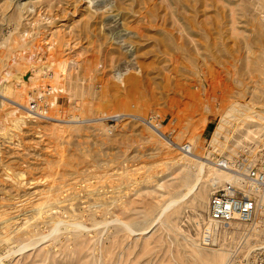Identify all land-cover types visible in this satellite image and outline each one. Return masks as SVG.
<instances>
[{
    "label": "rangeland",
    "instance_id": "obj_1",
    "mask_svg": "<svg viewBox=\"0 0 264 264\" xmlns=\"http://www.w3.org/2000/svg\"><path fill=\"white\" fill-rule=\"evenodd\" d=\"M261 146L264 0H0V264H224Z\"/></svg>",
    "mask_w": 264,
    "mask_h": 264
},
{
    "label": "built area",
    "instance_id": "obj_2",
    "mask_svg": "<svg viewBox=\"0 0 264 264\" xmlns=\"http://www.w3.org/2000/svg\"><path fill=\"white\" fill-rule=\"evenodd\" d=\"M263 147L255 160L241 153L213 161L229 179L212 186L206 202V220L218 227H229L234 221L239 230L224 264H264ZM181 149L187 151L188 147Z\"/></svg>",
    "mask_w": 264,
    "mask_h": 264
},
{
    "label": "bare ground",
    "instance_id": "obj_3",
    "mask_svg": "<svg viewBox=\"0 0 264 264\" xmlns=\"http://www.w3.org/2000/svg\"><path fill=\"white\" fill-rule=\"evenodd\" d=\"M246 3V2H245ZM199 157L198 156H196V155H194L193 156V159L192 158H190V160H192V161H199ZM208 163V162H207ZM210 163V162H209ZM199 164H201V161H199ZM207 165H209V164H207ZM202 166H204V163L202 164ZM210 166V165H209ZM211 167V166H210ZM228 175V174H227ZM229 176V175H228ZM227 180V179H226ZM174 203L175 202H173V203H171L172 205H170V206H173L174 205ZM164 213V212H163ZM35 225V224H34ZM28 231H29V229H28ZM223 256V255H222ZM221 258V257H220ZM219 258V259H220ZM223 259H225V257L223 258ZM221 260V259H220Z\"/></svg>",
    "mask_w": 264,
    "mask_h": 264
}]
</instances>
